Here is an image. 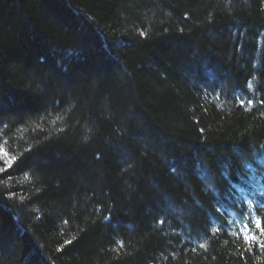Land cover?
<instances>
[{
	"label": "trees",
	"instance_id": "obj_1",
	"mask_svg": "<svg viewBox=\"0 0 264 264\" xmlns=\"http://www.w3.org/2000/svg\"><path fill=\"white\" fill-rule=\"evenodd\" d=\"M262 245L264 0H0V264Z\"/></svg>",
	"mask_w": 264,
	"mask_h": 264
},
{
	"label": "snow or ice",
	"instance_id": "obj_2",
	"mask_svg": "<svg viewBox=\"0 0 264 264\" xmlns=\"http://www.w3.org/2000/svg\"><path fill=\"white\" fill-rule=\"evenodd\" d=\"M215 211L218 212L219 209H215ZM260 226H261L260 224H257V227H258V228H259ZM245 227L247 228L248 226L245 225ZM245 239L248 240L250 244H251V243H254V238H250L248 234L245 235ZM262 246H264V245H262Z\"/></svg>",
	"mask_w": 264,
	"mask_h": 264
}]
</instances>
